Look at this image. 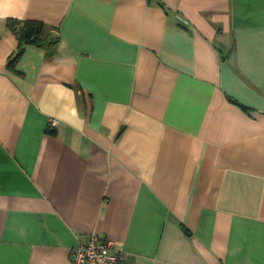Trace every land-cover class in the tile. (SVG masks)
I'll return each mask as SVG.
<instances>
[{
  "label": "crops",
  "instance_id": "0c3cea01",
  "mask_svg": "<svg viewBox=\"0 0 264 264\" xmlns=\"http://www.w3.org/2000/svg\"><path fill=\"white\" fill-rule=\"evenodd\" d=\"M9 18L58 42L12 67ZM92 234L132 264H264V0H0V264Z\"/></svg>",
  "mask_w": 264,
  "mask_h": 264
},
{
  "label": "built area",
  "instance_id": "2783aa9c",
  "mask_svg": "<svg viewBox=\"0 0 264 264\" xmlns=\"http://www.w3.org/2000/svg\"><path fill=\"white\" fill-rule=\"evenodd\" d=\"M58 120H50V127H55ZM71 264H132L129 254L122 245L100 234H92L85 244L71 250Z\"/></svg>",
  "mask_w": 264,
  "mask_h": 264
},
{
  "label": "trees",
  "instance_id": "16d2710c",
  "mask_svg": "<svg viewBox=\"0 0 264 264\" xmlns=\"http://www.w3.org/2000/svg\"><path fill=\"white\" fill-rule=\"evenodd\" d=\"M7 26L19 39L18 52L14 57L10 58L9 65L12 67L22 55L26 45L31 44L40 48H47L49 46H54L58 42L57 39L46 40L43 38L44 23L39 20H18L9 18L7 20Z\"/></svg>",
  "mask_w": 264,
  "mask_h": 264
}]
</instances>
